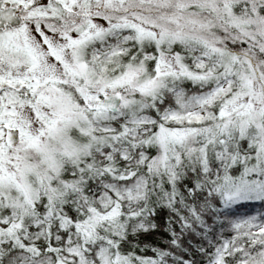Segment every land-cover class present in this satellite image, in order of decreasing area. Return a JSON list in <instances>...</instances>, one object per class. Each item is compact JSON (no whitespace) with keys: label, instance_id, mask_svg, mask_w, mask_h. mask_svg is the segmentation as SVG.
Segmentation results:
<instances>
[{"label":"snow or ice","instance_id":"snow-or-ice-1","mask_svg":"<svg viewBox=\"0 0 264 264\" xmlns=\"http://www.w3.org/2000/svg\"><path fill=\"white\" fill-rule=\"evenodd\" d=\"M0 264H264V0H0Z\"/></svg>","mask_w":264,"mask_h":264}]
</instances>
